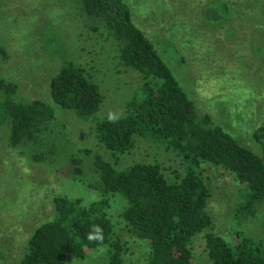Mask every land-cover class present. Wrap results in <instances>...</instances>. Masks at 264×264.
<instances>
[{
    "label": "trees",
    "instance_id": "1",
    "mask_svg": "<svg viewBox=\"0 0 264 264\" xmlns=\"http://www.w3.org/2000/svg\"><path fill=\"white\" fill-rule=\"evenodd\" d=\"M80 2L85 14L97 21L89 32L114 46V71L133 82L113 123L102 115L101 84L72 61H63L51 77L49 101L19 99V85L0 76V142L23 156L24 167L43 169L46 174L67 173L74 182L89 160L98 176L89 186V198L54 196L52 217L30 236L19 264H73L101 247L107 253L104 264H128L126 245L110 214L117 201L123 204L120 218L125 229L149 245L146 259L133 264H199L194 252L199 235L205 243L204 264H264V126L253 134L261 154L240 144L211 114L200 112L134 21L127 0ZM222 7L223 12L233 13L229 4ZM54 106L90 125L104 152L84 149L63 157L54 141L58 133ZM141 143L173 154L179 161L173 177L158 162L124 161ZM206 166L234 177L238 189L232 219L239 226L259 220L261 236L236 228L228 240L216 232L209 209L215 190ZM93 195L95 199L83 206ZM93 225L103 229V245L86 238Z\"/></svg>",
    "mask_w": 264,
    "mask_h": 264
},
{
    "label": "rangeland",
    "instance_id": "2",
    "mask_svg": "<svg viewBox=\"0 0 264 264\" xmlns=\"http://www.w3.org/2000/svg\"><path fill=\"white\" fill-rule=\"evenodd\" d=\"M127 1L134 21L148 34L200 112L211 114L240 144L261 154L253 134L264 126V0ZM223 4L233 7L231 15L222 11ZM259 21L263 25L256 23ZM95 24L80 0H0V76L19 85V99L49 101L51 77L63 61H72L101 84L103 117L109 112L120 114L133 81L114 71V46L89 32L88 27ZM54 109L58 132L54 141L63 157L84 149L104 152L90 125L56 106ZM22 157L0 142V264H19L30 236L52 217L56 194L89 198V186L98 181L87 159L81 166L82 176L72 182L67 173L46 174L43 169L24 167ZM124 159L129 164L158 162L170 177L179 167L173 154L145 143ZM206 171L215 190L209 209L216 232L228 240L236 228L261 236L259 220L239 226L232 219L238 189L234 177L211 166ZM122 209L117 201L110 214L126 245L124 259L128 264L142 263L149 245L128 233L121 223ZM194 252L196 262L204 264L202 235L195 238ZM106 258L105 250L93 251L73 264H104Z\"/></svg>",
    "mask_w": 264,
    "mask_h": 264
},
{
    "label": "clouds",
    "instance_id": "3",
    "mask_svg": "<svg viewBox=\"0 0 264 264\" xmlns=\"http://www.w3.org/2000/svg\"><path fill=\"white\" fill-rule=\"evenodd\" d=\"M120 114L117 113H113V112H109L108 114V120L109 122H116L119 119ZM92 199H95V196L93 195V197L90 198L89 201L85 202V205L83 206H87L88 202H91ZM86 238L89 241L92 242H97L100 245H103V241H104V234H103V229L99 226V225H93L90 229V231L87 233ZM101 252L104 251V248L101 247L99 249Z\"/></svg>",
    "mask_w": 264,
    "mask_h": 264
}]
</instances>
